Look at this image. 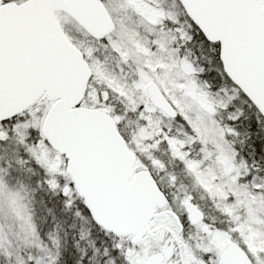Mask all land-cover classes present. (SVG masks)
<instances>
[{"label":"snow or ice","instance_id":"snow-or-ice-1","mask_svg":"<svg viewBox=\"0 0 264 264\" xmlns=\"http://www.w3.org/2000/svg\"><path fill=\"white\" fill-rule=\"evenodd\" d=\"M0 264H264V0H0Z\"/></svg>","mask_w":264,"mask_h":264}]
</instances>
